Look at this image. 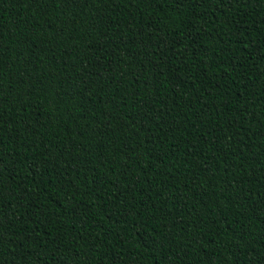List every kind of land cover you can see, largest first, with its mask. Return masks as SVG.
<instances>
[{
	"label": "trees",
	"instance_id": "1",
	"mask_svg": "<svg viewBox=\"0 0 264 264\" xmlns=\"http://www.w3.org/2000/svg\"><path fill=\"white\" fill-rule=\"evenodd\" d=\"M0 264H264V0H0Z\"/></svg>",
	"mask_w": 264,
	"mask_h": 264
}]
</instances>
